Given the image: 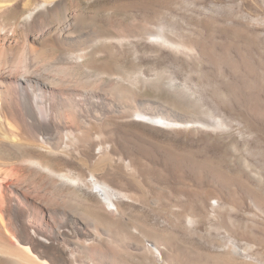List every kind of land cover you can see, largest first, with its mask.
Masks as SVG:
<instances>
[{
	"label": "rangeland",
	"instance_id": "374dc122",
	"mask_svg": "<svg viewBox=\"0 0 264 264\" xmlns=\"http://www.w3.org/2000/svg\"><path fill=\"white\" fill-rule=\"evenodd\" d=\"M79 5L126 25H161L185 43L191 33L206 52L196 46L184 52L182 46L138 35L109 41L107 53L87 58L112 73H98L87 84L101 92L99 80L112 84L113 93L102 92L107 101L135 99L139 109L166 107L194 120L189 125L117 120L121 127L113 143L123 161L122 170L111 171L113 186L128 196L119 204L125 220L140 228L138 240L169 255L177 247L186 264H264V69L243 68L247 64L234 52L244 41L264 46V0H107L105 5L79 0ZM55 186L99 204L89 187ZM28 202L36 217L44 215L43 206ZM74 205L79 215L94 216L80 202ZM183 210L197 215L194 223L182 217ZM108 248L120 251L126 263H148L131 258L112 240Z\"/></svg>",
	"mask_w": 264,
	"mask_h": 264
},
{
	"label": "bare ground",
	"instance_id": "6f19581e",
	"mask_svg": "<svg viewBox=\"0 0 264 264\" xmlns=\"http://www.w3.org/2000/svg\"><path fill=\"white\" fill-rule=\"evenodd\" d=\"M138 35L184 52L193 46L205 52L191 33L185 43L161 25H126L119 17L83 12L79 0H0V264H130L108 248L111 240L147 264H186L177 247L169 255L156 244L141 243L138 225L125 220L119 201L128 196L113 186L111 174L123 161L113 133L121 127L119 119L154 125L194 120L166 107L139 109L135 99L107 101L102 92L114 89L104 81L98 83L102 92L87 85L98 73H111L89 56L107 53L109 41ZM263 47L244 41L234 52L247 64L243 68L264 69ZM55 183L89 187L99 204L80 201L81 194ZM30 199L43 206L42 217L34 215ZM74 202L94 216L79 215ZM196 216L182 212L190 222Z\"/></svg>",
	"mask_w": 264,
	"mask_h": 264
}]
</instances>
